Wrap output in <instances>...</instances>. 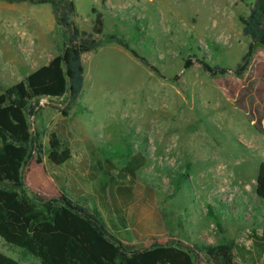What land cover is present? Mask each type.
<instances>
[{
    "label": "rangeland",
    "instance_id": "1",
    "mask_svg": "<svg viewBox=\"0 0 264 264\" xmlns=\"http://www.w3.org/2000/svg\"><path fill=\"white\" fill-rule=\"evenodd\" d=\"M70 1L80 30L90 32L95 7L103 35L124 39L156 72L99 36L100 45L83 59L86 87L61 122L63 138L87 153L77 157L86 168L75 160L45 167L67 182L61 192L113 224L116 202L137 199L124 192L130 184L149 193L187 243L201 248L233 241L250 250L246 264H264V202L255 194L264 136L247 116L254 106L253 66L264 62V49L256 46L243 74H233L249 43L238 18L253 0ZM36 31L44 39H35ZM63 41L50 4L0 0V89L23 79L42 63L40 54L58 52ZM201 63L230 71L213 77ZM63 100H51L29 119L43 145L42 162L48 161L49 133L39 116ZM50 125L58 134L59 126ZM35 157L25 177L28 192L43 180ZM0 252L19 264H40L1 238Z\"/></svg>",
    "mask_w": 264,
    "mask_h": 264
},
{
    "label": "trees",
    "instance_id": "2",
    "mask_svg": "<svg viewBox=\"0 0 264 264\" xmlns=\"http://www.w3.org/2000/svg\"><path fill=\"white\" fill-rule=\"evenodd\" d=\"M31 4H50L55 23L63 31L64 41L58 53L45 65L23 79L0 89V238L22 248L40 264H232L233 241L198 248L173 236L141 242L134 250L127 249L115 238L100 213L84 201L69 198L64 192L45 196L28 192L25 177L34 152L35 163L42 164L43 145L39 134L32 131L29 119L38 112L41 97L57 103L63 117L80 96L84 85L81 56L95 50L107 38L129 51L145 67L156 72L128 43L116 35H103V16L95 8L90 32L80 30L72 20L74 5L70 0H14ZM242 35L249 43L233 74L240 77L251 62L256 46L264 49V0H253L249 12L239 17ZM191 65L190 59L184 69ZM210 76L225 75L230 70L201 63ZM256 80L250 96L253 108L248 120L264 136V62L253 66ZM46 156L59 166L71 159L67 142L54 133L48 134ZM255 194L264 202V162L258 167ZM138 227H150L151 212L133 208ZM149 225V226H148ZM0 264H19L0 252Z\"/></svg>",
    "mask_w": 264,
    "mask_h": 264
},
{
    "label": "crops",
    "instance_id": "3",
    "mask_svg": "<svg viewBox=\"0 0 264 264\" xmlns=\"http://www.w3.org/2000/svg\"><path fill=\"white\" fill-rule=\"evenodd\" d=\"M34 37H35V39H44L41 36V33L40 32L38 33L37 31H36ZM57 53L58 52H53V53L50 52L47 55H45L44 53L40 54L39 59L42 60V63L37 65L34 68H31V70L33 71V70L37 69L38 67L45 65ZM84 57H86V53L81 56L82 64H83ZM86 81H87L86 80V72L84 69V82H85L84 84L85 85H83V87H86ZM82 93H83V89H82L81 94ZM51 105H52L51 107L44 108L41 111V114L39 117L41 119H43L42 126L47 127L48 133H54L60 140L68 143L72 156H71V159L68 160L67 162H65L64 164L71 162V160H75L74 165H77V167H80V164H81L83 167L86 168L84 161L82 160V162L80 163L79 159L77 160V157L80 155H86L87 153L85 151L81 152L80 144L68 142L67 140H65V138H63V137H65L64 136L65 134H64V132H62L63 128H61V122H62V118H64V117L61 115V113L57 109L56 104L52 103ZM51 123H52V125L59 126L58 134L53 132V130H51V125H50ZM68 139H71V138L68 136ZM51 164H52L51 162L45 161V160L42 162L41 165L36 164L37 165L36 167L42 171L41 177L43 178V180L41 181L40 185L38 186V189H33V190L38 192V193H41L45 196H58L59 193L62 191L61 189L65 188L67 182L63 181L61 184L60 180H62V178L58 174L55 175V174L51 173L50 171L45 170V167L50 169L49 166ZM59 166H61V165H59ZM109 168H110L109 166L105 165L103 170L106 172L109 170ZM126 185H128L127 187H129L130 189L129 190L125 189L124 192H126L127 195L131 196V198H134L133 196L136 195L137 199H135L133 201L130 200V202H128V204H126V205H123L121 201L116 202V208H115L116 213H114V215H112L113 221H114L113 224L108 223V221L106 219H104V217H102V218H103L104 222L106 223L108 229L110 230L111 234L115 238L120 240L127 249H129V250L137 249L141 242L151 240L153 238H165L168 235H172L175 238H178V239L183 240L185 242L188 241V240H184L182 238H179L178 234H176V232H174L175 227L172 226L173 225L171 223L172 221L168 220V217L165 215V213H162L161 211L159 212L157 210L158 207L156 206L155 202H153V200L150 199L149 193H146V191H143V190H141V191L135 190V189H133V186L130 184H126ZM47 187H49V191L53 187V191H51V194H48V193L45 194L42 192V189L47 188ZM117 188H118V186H117ZM103 190L104 189L102 188L101 191H103ZM88 206H89V204H88ZM89 207L95 208L94 206H89ZM135 207H139L143 210L144 209L150 210L151 215H150V219H149V223H148L150 225V227H148V228L138 227L139 224H137V222L134 218V215H133V211H132L133 208H135ZM189 223H191V221ZM176 225H177V223H176ZM259 238H264L263 231H262V233H260ZM256 247L258 249V246H256ZM261 247H264V245H262ZM232 251H233V253H232L233 264L250 263L248 260H245V258H247V255H248L247 252L250 251L249 249H245L244 246H239V245L236 247V244H235Z\"/></svg>",
    "mask_w": 264,
    "mask_h": 264
},
{
    "label": "built area",
    "instance_id": "4",
    "mask_svg": "<svg viewBox=\"0 0 264 264\" xmlns=\"http://www.w3.org/2000/svg\"><path fill=\"white\" fill-rule=\"evenodd\" d=\"M49 103V100L47 97H41L39 98L38 102H37V107H44L45 105H47Z\"/></svg>",
    "mask_w": 264,
    "mask_h": 264
}]
</instances>
